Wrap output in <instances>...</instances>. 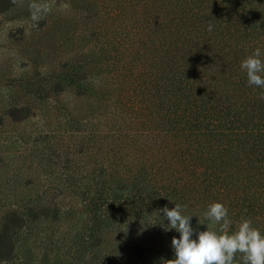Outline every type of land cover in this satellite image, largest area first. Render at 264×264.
Wrapping results in <instances>:
<instances>
[{"label": "trees", "instance_id": "obj_1", "mask_svg": "<svg viewBox=\"0 0 264 264\" xmlns=\"http://www.w3.org/2000/svg\"><path fill=\"white\" fill-rule=\"evenodd\" d=\"M14 5L15 0H0V13ZM76 8L82 25L100 29L104 37L93 55L99 65L89 71L79 66L74 74L81 83L77 95L89 92L99 98L97 121L111 108L119 115L111 120L127 121L145 135L144 162L134 176L96 179L93 209L98 218L127 211L139 217L144 199H153L157 212L165 203L159 199L164 189L167 204L182 205L179 188L183 179L193 178L190 209L184 214L193 216L196 205L211 204L210 191L217 188L236 224L229 233L247 218L264 234V89L249 86L240 70L254 49L264 51V0H80ZM122 54L116 70L122 79L115 74L108 83L88 81L87 74L117 67ZM51 89L63 91L59 82ZM154 175L157 188L148 182ZM127 189L132 192L121 193ZM60 216L58 206L38 202L3 211L0 263L13 257L15 234L26 221ZM196 222L197 217L191 218L190 223Z\"/></svg>", "mask_w": 264, "mask_h": 264}, {"label": "rangeland", "instance_id": "obj_2", "mask_svg": "<svg viewBox=\"0 0 264 264\" xmlns=\"http://www.w3.org/2000/svg\"><path fill=\"white\" fill-rule=\"evenodd\" d=\"M79 2L15 0L14 7L0 13V215L32 202L58 206L61 212L54 221H26L15 234L13 257L6 264H164L175 258L171 241L179 233L165 231L169 222L162 212L157 216L153 199L142 201L139 217L127 211L98 218L93 209L98 177L129 179L143 164L145 135L127 121L111 120L119 117L111 108L97 121L99 98L89 92L77 95L81 83L74 74L79 66L89 71L99 65L93 55L98 39L104 41L100 29L82 25V15L74 9ZM123 45L120 41V51ZM121 58L117 67L87 74L88 81L108 83L115 74L122 79L116 71L123 54ZM57 82L63 91L51 89ZM149 171L147 167L142 180ZM151 177L148 182L157 188L155 175ZM182 182L187 211L193 193L188 184L194 179ZM128 192L132 190L121 193ZM210 192V203H224L222 190ZM163 193V208L173 209L166 203L168 190ZM207 208H193L197 222L190 223L192 239L203 228L218 230L206 222ZM236 264H242L239 254Z\"/></svg>", "mask_w": 264, "mask_h": 264}, {"label": "clouds", "instance_id": "obj_3", "mask_svg": "<svg viewBox=\"0 0 264 264\" xmlns=\"http://www.w3.org/2000/svg\"><path fill=\"white\" fill-rule=\"evenodd\" d=\"M240 70L246 74L249 86L264 89V51L261 48L257 47L241 61ZM260 98L264 99V92ZM187 207L175 204L171 210L164 207L155 212L158 217L162 212L169 222L165 231L174 229L179 233V238L173 237L171 241L175 258L164 264H236L238 254L242 264H264V234L253 227L251 219L242 218L237 229L229 233L233 222L228 208L219 202L211 203L203 215L218 230L198 232L197 239H192L194 229L190 221L193 216L184 214Z\"/></svg>", "mask_w": 264, "mask_h": 264}]
</instances>
